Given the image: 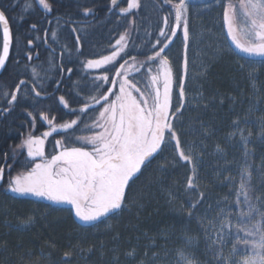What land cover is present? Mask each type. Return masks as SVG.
Masks as SVG:
<instances>
[{
  "label": "snow or ice",
  "instance_id": "6c2138e0",
  "mask_svg": "<svg viewBox=\"0 0 264 264\" xmlns=\"http://www.w3.org/2000/svg\"><path fill=\"white\" fill-rule=\"evenodd\" d=\"M197 2L208 3L209 0H162L161 9L168 6L166 14L153 32L141 37L133 34L134 29L139 31L135 17L142 7L140 0H110L108 10L112 11L117 21L121 17L131 19H128L124 31L118 32L116 38L108 42L106 49L92 53V58L81 62L84 70L81 83L73 82L69 91L61 92L64 84L62 66L61 78L49 84L50 90L43 87L44 81L37 83L36 79H31L32 87L25 95L35 100H51L55 107L38 113L26 110L30 131L12 149L13 154L26 150L24 171L10 175L5 191L20 197L39 198L48 202L50 208L68 211L81 228H96L110 218L120 217L126 211L130 213L131 209H126V205L133 186L142 179L149 187L153 181L161 183L157 173L191 165L192 175L187 177V187L194 190V177L198 178L197 169L206 147H200L197 155L193 151L196 148L194 141L186 150L182 137L187 132L182 127V118L187 108L185 74L190 47L189 9ZM36 3L45 12L51 13L52 5L48 0H36ZM19 7L18 0H0V69H6L11 59L13 32L10 13ZM218 7L222 15L221 28L226 41L230 42L229 47L238 55L242 54V59L258 57L260 64L264 65V0H238V3L219 0ZM92 12L91 7H83L85 16ZM29 31L38 33V25L30 24ZM76 31L73 28V32ZM52 35L55 37L56 33ZM37 39L39 36L27 38L25 55L28 61L33 59L28 49L35 46ZM140 39L144 43L137 50L135 41ZM177 39L181 40L182 49L174 69L168 53ZM43 43L47 45L49 41L44 39ZM74 48L83 55L80 35H76ZM139 55H143L144 59L138 60ZM36 58H39V53ZM243 69L241 65L240 70ZM66 71L71 81L74 69L68 67ZM260 71L257 69L256 73H248V78L254 83ZM174 79L178 84L176 103ZM28 85L29 79H20L11 91L4 93L5 104L0 107V117L10 114L13 106L20 101V92ZM213 102L214 97L204 103L203 108L207 110ZM220 103L223 104V100ZM61 110L69 119L53 115V112ZM253 110L259 109L253 105L249 113ZM192 122L198 123L203 141L214 135L215 127L205 122L204 112L192 117ZM38 123L47 125V130L41 135L34 132ZM241 123L247 124L248 120H233V130L225 137L226 141H231L239 134L242 144L246 159L245 166L239 171V184L233 183L232 175H223L234 163L226 162L224 169H213L221 184L230 187L223 200H217V210L213 213L211 204L201 210L208 199L206 192L200 193L188 208L189 220L199 218L205 252L213 257L208 264H264V160L259 166L248 163L247 158L254 155L249 147L253 144L252 133L245 135ZM258 123L261 128L259 139L264 142V115L258 118ZM84 131L91 134H79ZM54 135L60 138L55 139V154L49 158L45 142ZM215 153L226 160L227 147L217 143ZM8 158V153H4L3 163H0V182L5 181L6 171L11 173L13 168ZM256 176L260 178L258 185L254 180ZM232 191L235 192V201L230 198ZM234 215L236 223H233ZM31 221L29 217L27 222ZM132 227L135 229L136 226ZM107 228L111 229L112 225H107ZM112 239L118 241L120 237L117 234ZM229 241H232V248L226 252ZM194 242L192 237H188L186 247L178 252L179 260L184 264H201L191 250ZM77 247L79 245H69L64 254L65 261L75 255ZM106 247L107 241H101L98 246L101 256L107 255L104 251ZM5 248H0V251ZM96 250L97 245L87 248L89 253ZM108 251L112 253L108 264H121V255L125 259L136 260L137 264H145L137 245H130L123 253L118 247ZM9 259L0 264H9Z\"/></svg>",
  "mask_w": 264,
  "mask_h": 264
},
{
  "label": "trees",
  "instance_id": "16d2710c",
  "mask_svg": "<svg viewBox=\"0 0 264 264\" xmlns=\"http://www.w3.org/2000/svg\"><path fill=\"white\" fill-rule=\"evenodd\" d=\"M18 2L20 7L10 13L13 48L11 59L0 77V107L5 104L4 93L11 91L20 79H29L30 86L20 92V101L13 106L10 114L0 117V163H3L4 153H8V163L13 165L11 173L6 171L5 181L0 187V248L6 246L5 250L0 251V262L10 258L9 264H108L112 257L108 249L118 247L123 253L130 245H137L141 258L145 260L144 251L146 250L147 255L153 245L161 247L165 244L177 252L182 249L188 237H192L198 243L194 253L200 262L206 264L212 261L211 253L205 252V239L199 227V218L189 220L188 208L199 198L200 193L206 192L208 199L201 206V210L209 204L212 205L213 213L217 210V200L222 201L229 193L230 187L221 184L217 172L213 169H224L226 162L234 161L223 175H232L233 183L239 184V171L245 166L246 159L243 156L239 134L231 141L225 140L226 135L233 130V120H248L247 124H240L245 135L248 132L252 133L253 144L249 147L253 149L254 155L247 158L248 163L259 166L264 160V142L259 139L261 128L258 123V118L264 115V65L257 60L242 59L229 47L221 28L219 0L190 5L213 7L212 16L199 19L202 23L199 28L190 17V47L185 88L187 108L182 118L184 120L182 127L187 134L182 140L185 142L186 150L195 141L196 148L193 151L197 155L200 147H206L202 163L197 169L198 178L194 177L195 189L189 190L187 187V177L192 175L191 165L186 168L179 167L175 171L169 169L166 173H157L156 176L160 177L161 183L153 181L151 187L142 179L133 186V192L129 193V203L126 206L127 209H131L130 213L126 211L120 217L112 218V228L106 233L96 232L92 227L81 228L79 222L74 221L68 211L50 208L47 203L40 201L14 198L5 189L10 175L24 171L26 154L23 152L13 154L12 149L20 144L22 136L30 131L26 110L38 113L42 109L55 107L51 100H35L25 95L32 87L31 79H36L37 83L44 81L43 87L48 89L49 84L61 78L62 66L64 84L61 86V92L69 91L73 82L81 83L80 77L84 73L81 62L92 58V53H100L106 49L108 42L128 26V19L131 17H121L117 21L112 11L108 10L110 0H48L52 5L51 13L45 12L36 0ZM140 2L142 7L135 17L139 31L134 29L133 34L143 37L155 30L158 21L166 14L168 6L162 10V0ZM232 2L237 3L238 0ZM84 6L93 9L91 15L83 14ZM121 6L125 4L121 3ZM32 23L38 25V33L29 31V25ZM73 28L77 31L73 32ZM45 29H48L46 39L51 50L46 49L43 43ZM53 33H56L55 37ZM76 35L82 38L83 55L74 48ZM37 36L39 39L36 40L35 46L28 49L33 56V59L28 61L25 55L27 38ZM135 43L139 50L144 41L140 39ZM137 59L142 60L144 57L139 55ZM241 65L244 66L243 71L240 70ZM68 67H72L75 72L71 81L66 71ZM257 69L261 71L253 83L247 74L256 73ZM44 95L46 96L47 92ZM213 97L215 102L205 110L204 103ZM221 100L223 104L220 103ZM253 105L259 110L249 113ZM200 112H204L205 122L215 127L214 135L206 141L201 139L198 123L192 122V117ZM53 115H60L64 120L69 119L62 110L53 112ZM45 130L47 125L38 123L34 132L41 135ZM79 134L91 133L84 131ZM58 138L59 135H54L47 140L45 152L49 158L55 154L53 145ZM217 143L227 147L226 160L215 153ZM259 179V176L254 177L257 185ZM149 193H152L151 196ZM153 196L154 199L151 198L153 201L142 198ZM230 198L235 201L234 191ZM232 211L235 212L234 208ZM29 217L32 218L31 223L27 222ZM132 225L136 226L135 229ZM117 234L120 239L113 241L112 237ZM148 238L150 240H147ZM101 241H107L104 250L107 255L99 258L101 252L98 246ZM70 244L79 247L75 249V255L65 261L64 254L69 250ZM92 245H97V250L87 252V248ZM231 248L232 245L229 243L225 251ZM120 260L124 262L123 255L120 256ZM132 261L137 264L136 260ZM175 262L178 261L173 259L172 264Z\"/></svg>",
  "mask_w": 264,
  "mask_h": 264
},
{
  "label": "rangeland",
  "instance_id": "374dc122",
  "mask_svg": "<svg viewBox=\"0 0 264 264\" xmlns=\"http://www.w3.org/2000/svg\"><path fill=\"white\" fill-rule=\"evenodd\" d=\"M189 10H190V17H192V19L194 20V23L196 24V26H198V28L202 24L199 21L200 18H207V17L212 16V14H213V7L205 6V5L198 6V7H196V6H192L191 7L190 6V9ZM242 26L243 25H241V27ZM197 36H199V35H197ZM181 49H182V43H181V40L178 39L177 42H176V44H175V46L172 49H170V51L168 53L169 56L171 57L172 62H173L174 69H175L177 63L179 62V57H180ZM239 56H242V54H240ZM252 60L259 61L260 58L257 57V58H253ZM186 77H187V70H186V74H185V81H186ZM174 89H175V91H174V103H176L177 96H178V84L176 83L175 79H174ZM177 106H178V104H177ZM46 143H47V141L45 142V147H46ZM23 153L26 154V150H23ZM150 192H151V190H150ZM7 193L10 196H12L14 198H17V199H27V200H33V201H40V202H44V203H47L48 204V202L42 201V200H40L39 198H36V197H32V196L20 197V196H16L15 194H12V193H9V192H7ZM149 194L151 196L152 193H149ZM142 198L143 199L145 198V200L151 199V198L154 199V196L153 197H150V198H148V197H142ZM153 199H151V200L153 201ZM235 199H236V197H235ZM66 207L67 206H65V208ZM126 209H127V206H126ZM234 210L236 212V209L235 208H234ZM235 212H233V213H235ZM111 220H112V218H110L109 220L105 221L103 224L98 225L95 228V231L96 232H102V233H106L107 231H109L110 229L107 228V225H111ZM233 223H236L235 215L233 216ZM147 240H150V239L148 238ZM229 243L232 245V241H229L227 244H229ZM183 245L184 246L182 247V249L186 247V240L184 241ZM196 245H198L197 242H194L191 245V250L193 252H194V249H195ZM145 251H144V255H145ZM178 252H179L178 250L176 252L172 248L167 247L165 244L162 245L161 247H157V245H153V247H151V250L147 252V255L144 256V259H145L144 262H145V264H172L173 259H175V261L176 260L178 261L177 263L175 262V264H184L183 261L179 260ZM110 256H112V253H110ZM99 258H102V256L99 255ZM207 261H209V260H207ZM120 262H121V264H136V263H133V261L131 259H125L124 262H122L120 260ZM201 264H204V263L201 262ZM206 264H208V262H206Z\"/></svg>",
  "mask_w": 264,
  "mask_h": 264
},
{
  "label": "water",
  "instance_id": "95a60500",
  "mask_svg": "<svg viewBox=\"0 0 264 264\" xmlns=\"http://www.w3.org/2000/svg\"><path fill=\"white\" fill-rule=\"evenodd\" d=\"M48 29H49V28H48ZM47 33H48V31H47ZM47 33L45 32L43 40L47 38ZM173 45H174V44H173ZM173 45H172V46H173ZM172 46H171V47H172ZM45 48L51 50V49L49 48L48 45H45ZM7 64H8V63H7ZM6 67H7V65H6ZM4 71H5V69H0V77H1V75L3 74ZM28 86H30V85H28ZM40 100H46V99H40ZM3 183H4V182H0V187L3 186Z\"/></svg>",
  "mask_w": 264,
  "mask_h": 264
}]
</instances>
